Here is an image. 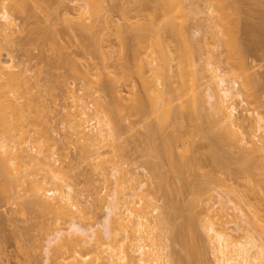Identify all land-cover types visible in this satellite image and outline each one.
Masks as SVG:
<instances>
[{"label":"rangeland","instance_id":"1","mask_svg":"<svg viewBox=\"0 0 264 264\" xmlns=\"http://www.w3.org/2000/svg\"><path fill=\"white\" fill-rule=\"evenodd\" d=\"M79 1L5 0L17 25L10 35H0V59L11 63L15 71L25 70L22 77L30 91L19 95V100L20 103L33 100L30 115L37 119L28 121L30 137L22 145L30 146L38 141L58 153L62 164L58 161L56 165L61 168L66 180L74 185L84 211L71 218L32 204L35 197L28 191L30 183L21 181L13 170L14 187L9 191L0 189V264H71L73 259L67 253H64L65 258L59 259V263L56 262L53 253L47 252L49 240L57 228L71 227L73 221L82 226L103 222L107 209L102 198L116 190L118 182H112L114 178L110 182L101 178L106 170L110 171L117 164L129 172V175L126 172L124 177H118L120 185L129 186L130 175H143L141 179L148 181L143 201L136 207H144L152 225L158 224L160 216L165 219H162L163 226L161 224L156 229L158 236L154 234V237L157 236L156 241L160 240L158 243L168 244L165 252L172 255L176 264H214L212 245L200 220L204 205L210 207L214 218L236 235L233 228L245 216L240 209L221 211L220 208L222 202L232 206L233 200L243 197L240 207L246 214L249 213L246 216L251 214L259 218H255L259 224H255L257 221L254 225L247 222L246 226L264 240V151H254L253 145L249 144L246 146L248 156L244 160L241 158L244 153L239 155L244 144L236 138L220 140L210 117L212 99L207 71L208 62L213 60L230 78L239 81L246 101L239 104L237 115L246 114V108H250L252 117H264V0H223L230 8L226 19L230 32L228 28L227 31L231 34L227 32L224 38L220 37L223 32L219 34L221 29L224 30V24H221L222 28L218 24L219 29L214 27L216 32L211 28L219 17L214 9L219 0H176L174 8L171 11L167 9L170 11L168 14L163 7L156 10L158 8L152 1L146 6L142 2V6L139 0V4L133 0H104L105 5L98 12L100 17H94L98 22L93 18L96 25L93 23L92 29L88 26L86 31V28L81 30L80 21L72 17L75 7L82 4ZM212 1H216L215 5ZM106 19L112 22H107L108 25ZM169 19L174 22V29L171 23L168 24ZM150 27L152 30H149ZM139 28H148V32L154 35L150 32L148 37L151 36L153 42L154 37L159 43L155 40L150 44L148 41L151 39L148 38L142 50H133L137 48ZM45 29H50L52 34L44 35ZM226 36L238 43L240 49L236 55L241 51V56L236 58V52L231 50L233 44L228 41L231 44L229 49L228 42L223 40ZM148 54L152 60L156 58L154 64L159 66L154 73L145 64ZM141 64L144 71L140 72ZM199 68L201 72H198ZM158 69L163 72L160 75L162 85L168 87L167 92V87L163 85L167 97L172 96V111L176 110V114L163 121L164 124L160 123L163 113L157 112L164 111L167 105L163 107V104L169 101L165 99L158 103V108L155 107L157 104L154 106L158 110L152 109L147 98L153 90L146 97L145 88L148 86H144V83L161 85L157 80ZM193 69H197L199 75L196 73L194 76ZM190 85L195 87L193 91ZM87 88L92 94L87 99L94 104L90 112H98L100 108L101 114L106 112L111 119L114 117L111 122L114 120L115 123L111 125L119 131L116 143L107 145L111 150L106 146L108 151L106 147L103 151L107 153L102 152V160L97 159L101 160L98 168L94 166L84 143L72 135L65 111L66 106L72 104V90L86 93ZM148 89L151 90V87ZM177 91L181 93L179 97L175 94ZM247 128L251 130L250 126ZM260 134H264V130L258 131L256 141H259ZM172 137L174 155L187 158L182 174L176 172L168 152L164 151L163 142ZM214 150L219 161L214 160ZM24 168L29 171L36 168L39 175L44 174L34 162ZM101 169L105 171L102 173ZM196 198L199 203L189 208ZM155 207H158V213L154 212ZM193 212L198 216L200 213L193 227L195 238L187 234L190 224L186 219ZM193 246L199 253L196 254V260L200 258L196 261L198 263H192L190 258L192 251L190 254L189 249ZM99 249L103 257H108L107 252ZM86 253L90 257L83 260V264L88 260L98 264L97 260L94 261L96 247L82 249L81 255Z\"/></svg>","mask_w":264,"mask_h":264},{"label":"bare ground","instance_id":"2","mask_svg":"<svg viewBox=\"0 0 264 264\" xmlns=\"http://www.w3.org/2000/svg\"><path fill=\"white\" fill-rule=\"evenodd\" d=\"M81 1L82 4L78 3L79 5L77 4L78 6L75 7V11L73 10L74 15H72V17L77 18V22L80 21L79 25H81V30H84L86 28L84 30L86 31L89 29V27L90 29H92V25H96L94 21L97 17H94L100 15V13H98L99 8L102 11V7H104L105 2L104 0ZM133 1L138 2V0ZM139 1L141 2V5L143 2L144 6H146L149 1V3H151L152 1V3H155V7L158 8L156 10H162L163 7V11L166 10L167 12H164L168 14V12L171 11V8L175 6L176 0ZM78 2L80 1L78 0ZM140 2H138L137 4H139ZM215 2L216 1H212L211 3L214 4ZM219 2V4H217L218 1L215 3L216 5H218L217 7L214 4V9H216L215 11H218L217 13L219 14V17H221V20H219V17L218 20L216 18L215 22H211L213 24H211V28H213V30L215 31L214 27H217L219 26L218 24H220L219 27L222 28L221 24H224L223 29L225 30V32L221 29V32L219 33L221 34L223 32V36L220 35V37L224 38V34H227L228 31L230 32V29L227 25L228 19H226L229 16L228 13L230 12V8H227L229 6L228 4V6H225L226 2H224V4L223 0H219ZM0 3V35L8 36L13 32L14 27L17 24L15 22V18L12 15L8 3H6L5 0L3 2L0 1ZM209 7L212 6L209 5ZM167 9H170V11H168ZM224 9H226V12H224ZM193 11L194 10H192V12ZM93 18L94 21H92ZM70 19L72 18L70 17ZM224 19L226 20L224 21ZM222 20L226 24L224 22H221ZM110 21L112 22V20L106 19L105 22L109 23ZM171 21L172 20L169 19L168 24L171 23ZM172 23L170 26H172V28L174 29V22ZM146 29L145 31L144 29L139 28L140 32L136 36L137 38L135 37L138 43L136 45L137 48L134 47L133 50H142L144 48L143 43L147 42L148 38L151 39V42H148L152 44L153 41L152 38H150L151 36L148 37L151 31L148 32V28ZM149 30H152L151 27L149 28ZM43 32L44 35L52 34V31H50V29H47V31L45 29ZM150 34L153 35L152 32ZM213 34L215 36L214 32ZM216 35H218V30ZM229 35L231 34L229 33ZM205 38L209 39V37ZM225 38L227 39L228 36H226ZM226 39H223L225 40V43L229 41L233 44L231 50L232 52L235 51L236 53H234V55H236L238 53V49H240L238 48V43H235V40L231 37V40L228 38L229 40L227 39L226 41ZM153 40V43H155L156 41L157 43H159L158 40H156L154 37ZM233 40L235 44L232 42ZM229 42L227 44L230 49L231 44ZM139 46H142V48ZM240 53L241 51L239 52V54ZM239 54L238 56L242 55ZM148 55V59H145V64L149 65V69H151V71L153 72L157 67V64H154V60L156 61V58L153 57L155 59L152 60V57L150 58V54ZM238 56L236 55V58ZM213 57L215 58V56ZM142 65L143 64L139 65V70L141 69L140 72L144 71V67H142ZM13 67L14 66L11 63L4 62L0 59V189L2 191H9L14 187L16 180L11 176V172L15 170L17 177L21 181H27L30 183L28 191L31 193V195H34L35 197V199L32 201V204L37 205L45 210L53 212L55 211L58 214H61L62 216H71V218H76L79 216L80 213L84 211L83 203L78 198L74 185L68 180H66L63 172L61 171V168L56 165L58 161L61 163L60 157H58V153L50 148H46L43 143L38 141L35 144H30V146L22 145L29 141L28 138L30 137V129L28 127V121H35L37 119L30 115L33 100L27 99L24 103H20L19 100V95H26L30 91V87L26 84V80H24L25 78L23 79V77L25 76V70L21 68L18 71H15ZM157 68H159V66ZM203 69L204 68H202V70ZM199 71L201 72V68H199L198 72ZM207 71L209 73V87L211 89L210 98L212 99L211 109H209V111L211 112L210 114L212 115H210V117L213 127L218 130L216 132L219 134L218 136L220 137V140L225 141L226 139L236 138L238 141L244 144L245 146H242L241 151L239 153L240 156L244 153V156H241V158L244 160H246L245 157L248 156L246 154V146H248L249 144L253 145L252 150L254 151H264V134H260L261 136H258L259 139L257 140L259 141H256L255 139L257 138L258 131L264 130V117L261 115L252 117L250 115L252 113V110H250V108H246V114L242 113V115H237V112L240 109L238 107L239 104H244L246 101L244 98L245 96L243 95L244 93L240 90L239 81L236 78H230L228 76V73L226 71H223L220 64L215 63V61L213 60L208 62ZM198 72L196 69L192 72V74L194 73L195 76V74ZM162 73V70L158 69L157 76L159 77L157 78V80L158 82H161V85L162 79L160 80V75ZM180 74L181 76L183 75V73ZM144 84H146L144 85L146 87H151V90H149L148 87L145 88L147 89V91L145 90V92H147L146 97L148 92L150 93V91L153 90L147 98L148 101H150V107L153 106L152 109H154V106L156 104L157 105L155 107L158 108V103L162 102L163 100L165 101V99L166 102L169 101V109L168 104L165 103V105L163 104V107L167 105L163 108L165 112L156 111L157 114L161 112L163 113V116L161 115L162 122L160 123L164 124L165 120L167 121L168 118L170 119L174 115L173 113L176 114V110L173 109L175 111L173 112L171 108L172 101L170 98L172 96L170 95L169 98L167 97L166 94L168 93H165L166 88L164 90V84V86L162 85L163 87L159 85L160 83ZM192 85H190V89L193 91V88L195 87H193ZM88 89L89 88H87V92H89L90 90ZM87 92L78 93L76 92V90H72V104L70 103L71 105L69 104L68 106H66L67 108L65 111L66 116L69 119L68 122L71 127L72 135H75L78 141H82L84 143V145L86 146L85 149H87L88 152L91 153L90 157L91 160H93L94 166L98 168V165L102 160L101 157L102 155H104L103 153H107L106 151H103V149L107 145L112 146L116 143V140H118L119 138V131H116L117 128L115 125H111L115 123V119L111 114L110 115L113 117L112 119H114L112 122V119L109 117L108 114H106V112L104 113V115L101 114L102 112H100V108H98V112H90L94 104L91 102L92 100L90 101V99H87L88 96H90L91 94L90 92ZM179 92L180 91H177V93H175L178 97L181 95V93L179 94ZM152 95H155L154 98L152 97ZM163 95H165L167 98L165 96L163 97ZM157 97L158 99L160 97V100H158ZM149 98H151L152 100H149ZM157 108H155L154 110H158ZM106 115L107 117H105ZM106 118H110V120ZM248 126H250L251 130L247 128ZM45 133L47 134V131H45ZM173 140L174 138L172 137L171 139H167L165 143L163 142L164 151L166 153L168 152L167 154H169L170 158L167 156V154L166 156L171 160L170 162L176 172L182 174L185 169L184 167L186 166L187 158L185 159L184 156H178L175 154L176 157H179L178 159H175L176 157L174 155L175 151L173 146ZM16 141L19 142V144H15ZM107 147L109 148V146ZM113 150H115V148ZM215 151L216 150L213 151L214 160L219 161L220 159L215 154ZM88 152L87 154H89ZM92 154H94V156H92ZM98 158L101 160H97ZM33 162L38 164L39 168L44 171V174L42 176L39 175L38 172H36L38 170H35L36 168H33L30 171L25 170L26 168H24V166L28 163ZM152 167L154 166L152 165ZM109 170L110 171L106 170L107 172L105 171V169V172L102 170V173H104L101 180L110 182L111 179L113 180L114 178L115 180L112 182H118V188H116V190L114 189L113 191H111V193H108L107 196L102 198V201L105 203L107 209L103 222L100 224L93 223L88 226H82L73 221L71 227L57 228L55 230V233H53V237L49 240L47 252L49 254L52 252L53 258H55L56 262L58 263L60 262L59 259L65 258L64 253H67L69 255V258L73 259V261H71V264H83V260L88 259L90 255L87 253L81 255L82 249L94 246L96 247L97 251V255L95 256L96 259H94V261L97 260L98 264H176L172 255L168 252H165L168 244L163 243L162 245V242H157L160 240L157 239L156 241L155 239L158 236L157 234H155L156 229L160 228L161 224L163 226L162 221L165 219L161 218L160 216L161 219L159 218L160 221L158 219V224L152 225L150 218L144 212V207H136L137 204L140 205L143 201L142 195L148 189V181L146 179H141V177L143 176L142 174L141 177H135L134 175H130L131 182H129V186L128 184L127 186H123L120 185L118 177H124L123 175L126 172V174L129 175V172L126 169H123V166L121 164L114 165ZM128 178L129 177L127 176V179ZM242 198L240 200L237 199L238 201L235 199L237 202L232 199L233 201H230L231 203H233L232 206L226 205L227 202H222V207L220 208L221 211L228 210L230 208L234 210L237 209V211H239L238 209H240V212H242L241 214L245 216L241 218V221L243 222L238 221V226L236 228H233V230L237 232L236 235L232 232H229V228L225 227L223 223L219 222L216 218H214L213 214L210 212V207L204 205L202 209V215L200 216V213H198L200 216V220L203 224L204 231L207 235V239L212 245L214 264H264V240L258 238V236L252 231V229L246 226L247 222L249 224L251 223L252 225H254V221H257V223L255 222V224H259V218H256L254 215L253 218L251 214L250 215L252 218L250 217V215L249 217H247V214L249 213L246 214L243 208L240 207V203L243 201ZM198 203V199L196 198L190 203L188 207L193 208ZM157 211L158 207H155L154 212L158 213ZM237 215L238 212L236 216ZM199 216L197 215V213L193 212L186 219L190 224V229L187 231V234L192 238H195L196 235L195 229H193V227L195 226L197 217ZM255 218L258 220H256ZM154 234L157 236L154 237ZM99 248H102L104 252H107L108 257H103ZM190 248V254L192 251L190 258H192L191 261L193 260L192 263H195L200 259L198 257V260H196V254L199 255V253L197 252L198 250L194 246ZM79 256H81L82 259ZM49 258H51V255L49 256ZM85 263L92 264V261L88 260Z\"/></svg>","mask_w":264,"mask_h":264}]
</instances>
